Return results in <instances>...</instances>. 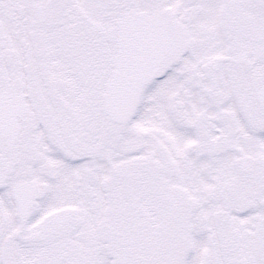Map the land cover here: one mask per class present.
Instances as JSON below:
<instances>
[{
	"label": "snow or ice",
	"instance_id": "6c2138e0",
	"mask_svg": "<svg viewBox=\"0 0 264 264\" xmlns=\"http://www.w3.org/2000/svg\"><path fill=\"white\" fill-rule=\"evenodd\" d=\"M0 264H264V0H0Z\"/></svg>",
	"mask_w": 264,
	"mask_h": 264
}]
</instances>
